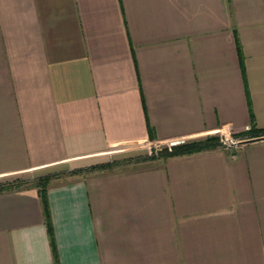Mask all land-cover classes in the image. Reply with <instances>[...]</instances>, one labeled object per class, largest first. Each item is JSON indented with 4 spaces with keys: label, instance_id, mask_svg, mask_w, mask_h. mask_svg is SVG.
<instances>
[{
    "label": "crops",
    "instance_id": "crops-1",
    "mask_svg": "<svg viewBox=\"0 0 264 264\" xmlns=\"http://www.w3.org/2000/svg\"><path fill=\"white\" fill-rule=\"evenodd\" d=\"M252 128L264 0H0V184L131 160L0 192V264H264V136L142 160Z\"/></svg>",
    "mask_w": 264,
    "mask_h": 264
},
{
    "label": "trees",
    "instance_id": "trees-1",
    "mask_svg": "<svg viewBox=\"0 0 264 264\" xmlns=\"http://www.w3.org/2000/svg\"><path fill=\"white\" fill-rule=\"evenodd\" d=\"M238 55L241 59V52L240 48L238 46ZM243 135H248V137H260L264 136V129H256L252 128L248 133H238L234 135H228L224 137H217V136H209L202 140H196V141H190L186 142L181 145L173 146L171 148H164L159 150L157 153H152L151 155H147L145 157H142V160H155L158 158H168L171 156H178V155H184V154H190L198 151L208 150L216 147H222L224 146L222 144V140L225 138H235V137H242ZM139 159H137L138 161ZM131 160L127 161H113L109 163L99 164V165H93L86 169H77L73 171L63 172V173H54L49 175H44L35 178L34 180L27 181V180H14L12 182L2 183L0 184V192L3 191H10V190H16L21 189L22 187L27 186H35L39 189V192L42 196L45 211L48 215V202H47V190L49 187V184L52 180L58 179L60 177H63L65 175H76L83 172H93V171H103V170H113L115 167L120 166L124 162H129ZM53 247L55 250V243L53 240ZM56 254V253H55Z\"/></svg>",
    "mask_w": 264,
    "mask_h": 264
},
{
    "label": "built area",
    "instance_id": "built-area-1",
    "mask_svg": "<svg viewBox=\"0 0 264 264\" xmlns=\"http://www.w3.org/2000/svg\"><path fill=\"white\" fill-rule=\"evenodd\" d=\"M227 139L228 138H225L222 140V144L224 145V147L229 148V147L235 145L236 141H233L231 138L229 139V141H227Z\"/></svg>",
    "mask_w": 264,
    "mask_h": 264
},
{
    "label": "rangeland",
    "instance_id": "rangeland-1",
    "mask_svg": "<svg viewBox=\"0 0 264 264\" xmlns=\"http://www.w3.org/2000/svg\"><path fill=\"white\" fill-rule=\"evenodd\" d=\"M247 137H248V136H247ZM247 137H245V136H244V137H235V138L232 137L231 139H232L233 141H236V142H235V144H236V143H238V142L244 140V139L247 138ZM229 139H230V138H228L227 141H229Z\"/></svg>",
    "mask_w": 264,
    "mask_h": 264
},
{
    "label": "water",
    "instance_id": "water-1",
    "mask_svg": "<svg viewBox=\"0 0 264 264\" xmlns=\"http://www.w3.org/2000/svg\"><path fill=\"white\" fill-rule=\"evenodd\" d=\"M250 141V140H249ZM244 142H247V141H244Z\"/></svg>",
    "mask_w": 264,
    "mask_h": 264
}]
</instances>
